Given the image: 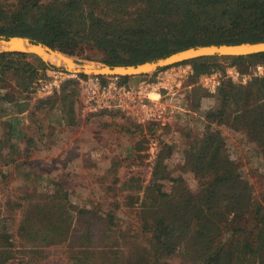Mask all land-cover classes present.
<instances>
[{
	"label": "rangeland",
	"instance_id": "374dc122",
	"mask_svg": "<svg viewBox=\"0 0 264 264\" xmlns=\"http://www.w3.org/2000/svg\"><path fill=\"white\" fill-rule=\"evenodd\" d=\"M160 4L0 0V28L20 13L68 32L59 45L21 36L65 56L10 58L38 74L10 73L0 89L15 98L0 95V264H264L254 213L264 206V58L206 56L126 81L63 65H124L108 62L129 61L154 34L168 49L217 40L216 31L170 19ZM159 12H167L161 21ZM111 78L129 89L125 109L96 106L97 82ZM228 85L234 100L222 99ZM216 152L217 174L204 161L193 169L194 156ZM160 218L169 229L162 241Z\"/></svg>",
	"mask_w": 264,
	"mask_h": 264
},
{
	"label": "trees",
	"instance_id": "16d2710c",
	"mask_svg": "<svg viewBox=\"0 0 264 264\" xmlns=\"http://www.w3.org/2000/svg\"><path fill=\"white\" fill-rule=\"evenodd\" d=\"M146 1V0H142ZM161 2L160 6L163 5L167 8L169 17L172 20H178L185 24L186 26L197 28L203 32L216 31L219 36L217 40L214 41H203L199 43H185L180 46H177L173 49H168L166 45V38L159 37L157 35L149 36L143 40H139L136 43L135 54L127 62H108L110 64H137L142 62H148L155 60L157 58H163L173 52L195 46V45H208V44H236L241 42H258L264 41V0H156ZM167 16V12H159L160 17ZM0 35H18V36H29L37 41L45 42L50 45L57 44L59 45L61 41L67 39L68 32L60 27L59 24L54 23L47 18H36L35 20H29V18L23 14H16L12 17L11 27L10 25L6 28H0ZM18 57L25 58V54L22 53H0V89L5 84L6 78H8L10 73H15L20 76L26 74L37 75L38 69L34 70L29 64L17 65L10 61V58ZM264 58V52L249 54L245 56H233L230 57L234 61L252 59V58ZM207 57H198L185 62H192L196 64L199 62V65ZM51 67L57 69L53 65H46L40 63L38 68L45 69ZM128 77H121L123 81H126ZM260 82V88L264 92V76L258 79ZM23 88H26V84H22ZM25 87V88H24ZM18 94L22 92L14 91ZM222 99L234 100L236 93L234 91V86L228 85L224 86L222 91H220ZM1 98L6 101H11L15 99L11 97V94L5 92L0 93ZM61 101H65L62 99ZM48 104L53 105V100H47ZM66 114L68 118H72L73 110L72 107H65ZM210 141L214 139V136H211ZM207 155L197 154L192 158L193 169H196L198 163L204 161L206 166H204V171L207 167L218 172L217 163L218 153L209 157L207 161ZM218 176H216L217 178ZM215 186L209 187L206 189V194L208 193L207 198H210L212 194H215ZM204 190H202L203 192ZM194 200V198H193ZM199 197L194 200V213L195 211L200 213L203 208L198 206L197 201ZM254 213L257 216V221L259 225L264 228V206L256 205ZM197 214V215H198ZM204 217L201 215L199 217L202 220ZM168 228L165 223V218H160L157 222L156 232L157 238L162 241L168 233ZM264 234V229H262ZM211 261H208L206 264H213L216 262L215 259L211 258Z\"/></svg>",
	"mask_w": 264,
	"mask_h": 264
},
{
	"label": "water",
	"instance_id": "95a60500",
	"mask_svg": "<svg viewBox=\"0 0 264 264\" xmlns=\"http://www.w3.org/2000/svg\"><path fill=\"white\" fill-rule=\"evenodd\" d=\"M18 40V42H16ZM0 52H20L25 54H33L43 59L44 56L51 54L62 55L58 51L52 50L50 47L43 43L31 41L26 37L21 36H0ZM264 52V41L258 42H241L236 44H208L197 45L188 47L176 52H173L163 58H157L152 61L142 62L137 64H124V65H106L89 62L87 64H75L71 58V67L67 62L65 65L67 70L74 73L93 74V75H116V76H134L144 74L151 70H156L159 67L167 66L170 64L186 61L198 57L206 56H245L249 54ZM67 57V56H66ZM176 58V59H175ZM175 59V60H173ZM44 60V59H43ZM94 64V65H93ZM142 66L147 70H143ZM106 68L107 71H113L116 68H124L129 70L127 73H101L96 72ZM139 69V70H138Z\"/></svg>",
	"mask_w": 264,
	"mask_h": 264
},
{
	"label": "built area",
	"instance_id": "2783aa9c",
	"mask_svg": "<svg viewBox=\"0 0 264 264\" xmlns=\"http://www.w3.org/2000/svg\"><path fill=\"white\" fill-rule=\"evenodd\" d=\"M111 80L112 81H102L101 83L97 82V91L101 95L102 103L96 104V106H108L110 108L121 107L122 109H125L128 107V102L124 101L122 97L129 93V89L125 86V84L119 83L117 78H111Z\"/></svg>",
	"mask_w": 264,
	"mask_h": 264
},
{
	"label": "bare ground",
	"instance_id": "6f19581e",
	"mask_svg": "<svg viewBox=\"0 0 264 264\" xmlns=\"http://www.w3.org/2000/svg\"><path fill=\"white\" fill-rule=\"evenodd\" d=\"M16 42H18V40H16ZM175 59H176V58H175ZM175 59H173V60H175ZM63 62H64V63L67 62V65L69 64V66L71 67V61L68 60L67 58H63ZM93 65H94V64H93ZM142 68H144V67L142 66ZM138 70H139V69H138ZM143 70L147 71L145 68H144ZM128 71H129V70L124 69V68H116V69H114L113 71H107V69L104 68V69H101V70L96 71V72L124 74V73H127ZM129 72H130V71H129Z\"/></svg>",
	"mask_w": 264,
	"mask_h": 264
}]
</instances>
